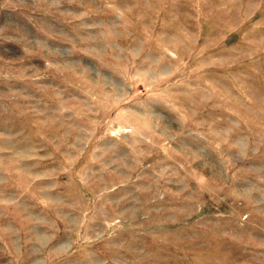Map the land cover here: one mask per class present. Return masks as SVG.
I'll return each mask as SVG.
<instances>
[{"label":"rangeland","instance_id":"1","mask_svg":"<svg viewBox=\"0 0 264 264\" xmlns=\"http://www.w3.org/2000/svg\"><path fill=\"white\" fill-rule=\"evenodd\" d=\"M0 264H264V0H0Z\"/></svg>","mask_w":264,"mask_h":264}]
</instances>
